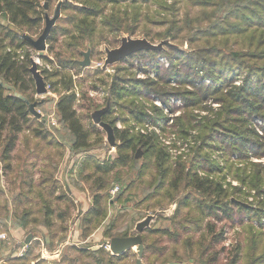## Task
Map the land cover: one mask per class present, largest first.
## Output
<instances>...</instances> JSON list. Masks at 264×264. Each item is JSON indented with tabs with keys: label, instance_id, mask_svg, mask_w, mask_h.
I'll return each instance as SVG.
<instances>
[{
	"label": "trees",
	"instance_id": "1",
	"mask_svg": "<svg viewBox=\"0 0 264 264\" xmlns=\"http://www.w3.org/2000/svg\"><path fill=\"white\" fill-rule=\"evenodd\" d=\"M41 2L0 0V179L4 176L10 187L5 192L0 185V235L13 230L39 233L47 237L45 247L52 252V245L66 241L73 213L80 207L70 183L92 193L91 207L78 212L82 243L104 226L114 204L127 206L138 198L137 205L155 210L176 202L168 228L148 229L141 235L146 263L214 264L222 252L216 247L225 228L240 225L245 240L234 245L229 264H264V199L260 196L264 195V135L258 132L264 134V0H69L61 5V17L46 42L48 56L43 57L54 65L52 55L57 67L41 70L58 98L39 103L29 70L31 47L22 36L41 33L45 15L57 0H47V10ZM122 34L154 44L169 39L180 48L186 43L188 50L165 47L160 52H140L118 62L124 65L114 66L109 82L100 78L103 70L86 73L92 88L101 84L109 93V109L101 122L113 129L115 154L101 162L95 153L109 146L103 144V132L91 116L100 106L85 93L79 96L73 77L82 69L77 63L81 51L90 49L91 59L102 57L101 45L116 47ZM19 51L26 54L23 60ZM137 56L142 61L165 56L169 66L153 62L155 78L138 79L132 70ZM48 101H54L52 111ZM209 101L219 108L204 106ZM32 103L37 104L40 118L29 112ZM177 111L182 114L175 116ZM196 111L208 114L200 116ZM51 113L55 126L48 121ZM116 116L121 118L122 130L115 126ZM129 121L163 133L172 131L179 138L196 132L192 155L186 161L174 159L158 133H134ZM19 143L24 149L18 150ZM138 149L143 152L140 165L134 161ZM71 161L68 173L75 171L77 178L66 182L57 174L63 163ZM227 176L238 186L226 184ZM112 183L126 185L114 199L110 198ZM251 190L254 198L262 197L254 206L247 201ZM116 219L103 231L104 240L127 237V231L113 233ZM5 241L0 238V258ZM162 243L167 245L160 247ZM41 247L33 236L19 257L10 255L13 249L5 262L49 264L43 259L34 263L41 257ZM92 247L89 243L66 249L79 253L78 257L65 253L59 264H135L132 250L114 256L104 245Z\"/></svg>",
	"mask_w": 264,
	"mask_h": 264
},
{
	"label": "rangeland",
	"instance_id": "2",
	"mask_svg": "<svg viewBox=\"0 0 264 264\" xmlns=\"http://www.w3.org/2000/svg\"><path fill=\"white\" fill-rule=\"evenodd\" d=\"M58 1L59 0H57V2ZM57 2L56 3L54 2V3L51 4V9H50V12H49L48 15L51 16L53 14ZM44 3H45V0H42L41 6H44ZM74 4L79 6L78 3H74ZM62 18H64V15H62ZM1 23L5 24V22L2 21V20H1ZM40 34L35 35L32 38L36 39ZM124 36H128V35L122 34V35H120L119 39L124 37ZM133 38H142V37H133ZM104 48L113 49V48H116V47H110V46L108 47V46H105V45H101V47L98 49V51L101 54H103V56L99 57V55H97L95 58L92 57L91 66L93 68L89 69V68H82L81 67L82 69H81L79 75H77L78 77L75 78V83H76V86H77V88H75V90H77V93L79 94V96H80L81 93H85L86 97L90 98L95 105L100 106V108L98 110L92 111V115L95 112L100 111V110H102V109H104L106 107H107V110L109 109V101H108L109 93L106 90L105 86H103L101 84H96L95 87H93L95 89H93L92 85H94V83L92 82V79H85V75H86L87 72H89L90 74H93L96 70H103L98 65L103 64V62H104V59H105ZM181 48L184 51L188 50V46H187L186 43L183 46H181ZM84 51H86V50H84ZM44 56H48L47 55V50H46ZM50 59L52 61H54V65L52 64L53 66L51 64H49V66H50V68L52 70L54 67H57V66H56L55 58L52 55H51ZM80 60H82V58ZM136 60H139V64L135 63ZM161 60H164V61L161 62ZM43 62L47 63L45 61H43ZM43 62L41 61L42 66H38L39 70H43L42 68L45 65ZM153 62L154 63L158 62V63H160V65H162L165 68H167L169 66V61L167 60V58L165 56H158L157 58H155L153 60L145 59L143 61L140 60L139 57L137 56L133 60L134 68L132 69L133 72H134L135 77L138 74H141V75L143 74V78L145 80L147 78H150V79L155 78L156 71H155V67H154V63ZM166 64H167V66H166ZM116 65H124V64L116 63V64L108 67L107 69L103 70L104 71L103 75H101L100 78H102V79L104 78L105 81L109 82L111 80L110 77L115 74L114 66H116ZM139 70H141V72ZM72 73H74V71ZM105 76H108V77H105ZM45 84H46V82H45ZM172 85L175 86V83L172 82ZM34 97L39 103L43 102L44 100H49L51 98L55 101L58 98V96L54 92H51V94L45 95L43 98L42 97L40 98V97H37V96H34ZM54 101H48L47 102V106H48L49 110H51V111L53 109ZM154 104H156L158 106H162L160 103H157L156 100H154ZM174 105H176V104H174ZM204 106L212 108L214 111H216L219 108L220 105L216 104V103H211L209 101V102L205 103ZM167 109H168V107H167ZM36 111L39 112L37 108H36ZM164 111L166 112L167 110L164 109ZM196 113H198L200 116H205V115L208 114L207 111H196ZM181 114H182V111L181 112L177 111L174 115L175 116H180ZM129 125L134 129V131H133L134 133L136 132V133L145 135V134H148L149 132H151V130H154L156 133H158L159 134L158 136L160 137V138L158 137L159 140L161 141V143L163 142L162 146L166 149V151L174 159H177L179 157H182L181 159L183 161H186V159H189L190 156L192 155V153L190 151V148H192L195 145L194 144L195 141L197 142V140L195 138L197 134L194 131H191L190 135H188L185 138H179L172 131H168L167 133H163L161 130L159 132L158 129H155V128H152V127L146 128V127L137 126V125H135L134 122H131V121H129ZM96 126L99 127L98 125H96ZM115 126L118 129H120V130H122L124 128V125H123V123L121 121V118L118 117V116L115 117ZM100 129L103 132V140H104L103 144L109 146L108 143H107V140H106V133L104 132V130L102 128H100ZM260 133L262 134V136L264 135L263 131H261V130H260ZM18 148H19L18 150H22V149H24V146L21 143H19ZM114 154H115V148L111 147V146H109V149H107L105 147V148H103L101 150H97L96 153H95V155L97 157H99L97 159L100 160L101 162L103 161L105 156H106V158L111 160ZM134 156H135V159H136L134 161L138 165H140L142 163V158H143L142 150L138 149L136 151V153L134 154ZM258 161L260 162V160H258ZM261 161H262V163H264V159H262ZM221 164H222V162H221ZM241 166H242L241 163L238 164V167H241ZM71 167H72V164H71ZM62 171L67 173L69 170L68 169H64V167H63ZM75 175L76 174L72 173L70 178L76 179L77 177H75ZM64 177H65L64 180L66 182H69V177L66 176V175H64ZM1 180H3V183H4L3 184L4 190H5V192H7L8 188L10 189V187H9L8 183L6 182V179L4 178V176H2ZM127 180H130V178H128ZM225 182H226V184L229 183L233 187L238 186V182L233 180L230 176L226 177ZM68 185H69V188H70L71 192H72V190H74V192H76L78 194V196L81 199H83L87 204L90 201V207H91V199H92L91 196H92V193L90 194V191L86 190L84 185H80L81 188L83 187V189H85L83 191L80 190V188L77 189V188L73 187L72 185H70V183H68ZM115 186H119L120 190L124 189L126 187V185L125 186H121L120 184L112 183V188L110 189V194H111L112 189ZM143 188H145V187H142L138 191V193L141 194V191L143 190ZM255 194H256L255 191L251 190L250 191V195L247 196V201L248 202H253L252 203L253 206L256 205V201L258 199H262V197L264 199V195L263 194H260V196H262V197L258 196L257 198H254ZM6 196H8V195H6ZM72 197H73V199L75 201V196L72 195ZM110 198L114 199L115 195L114 196L111 195ZM138 200H139L138 198H135V199L132 198L127 206H122L120 204H114V207H111V208L109 207L108 217L106 219V222H105L104 226L101 229H99L98 232L95 233L91 237V239H89L87 241H84L83 243L81 242L82 241L81 238L74 237L75 231H79L80 230L79 224H80V218H81L82 214H80L78 212L81 211L83 213V210H84L83 207H78V210H76L73 213V218H71V221L69 220L70 223H69V229H68V234H67L66 241L64 243L58 245V246H56L57 244L56 245H52L51 248H52L53 251L50 252L49 250H47L48 251V255L45 257V259H43L42 257H39L37 260L34 261V263L39 261L40 259L41 260L43 259V260L48 261L47 263H49V264H59V262L61 261V259L65 255V253H67L68 255H70L71 257H74V258L78 257L79 253H77V252L76 253L75 252H73V253L67 252L66 249H68V248H70L72 246L77 247V248H82L84 246H87V244H89V243H93V247L92 248L94 249V248L100 247L105 242H109L111 239L110 240L109 239H107V240L105 239L104 240L102 238V233L106 229V226H108V224L111 222V220L114 219L116 216H118L119 219L115 220V222H116L115 226L116 227L114 228L113 233L114 234L115 233H123V232L127 231V237L135 236L137 234L136 231H135L136 225L141 223V222H143V221H145L148 217L156 216L154 219H152V221H150L149 228H146V230L152 229V228L153 229H164V228H168L170 226V221L168 219L174 215V212H175V209H176V202H173L172 204H170L168 206L164 205V206L159 207V208H157L155 210H152L150 208L146 209V207L144 205H137V204H139ZM75 203H76V201H75ZM171 208H173L174 210H171ZM120 216H122V217L120 218ZM244 222L247 223V220H244ZM224 223L225 222L222 221V222H219L217 224H218V226H221ZM252 224L254 226H257V223H256L255 220L252 221ZM143 233L141 235H143ZM29 235L32 236L30 241H32L33 236H37V239H39L41 241V244H42V247H41V250H40V255H41V251H42L43 247L46 246V242L45 241H46L47 237L43 238V237L40 236L39 233H25V232H22V231H18L17 232L16 230L15 231L13 230V231L10 232V234L3 233V234L0 235V238H3V239L6 240L5 241L6 242L5 243L6 248H5L4 252L1 255L0 264H6L5 260L9 256V253H10L9 251L14 249L13 254H10V255H14L17 251H19V250H21L23 248H25V250H26L27 249V244L25 243V241H26V239L28 238ZM43 240H45V241H43ZM244 240H245V233L241 229L240 225H234L233 227H226L225 228V232L223 233V239H222L221 243L219 245H217V247H216L217 251L222 250V252H221V254L219 255L217 261L214 264H229V259L231 257L232 252H233L234 245L237 242L238 243H243ZM166 245L167 244L162 243V244H160V247H163V246L165 247ZM16 246H19V247L16 248ZM58 250H59V253L57 255L51 257V255L53 253H55L56 251H58ZM131 250L135 254L134 263L136 264V261L138 259V256H137V253H136V247H134ZM107 251H109V247H108ZM141 261H142V264H148V263H146V261L142 257H141ZM77 263L80 264L81 262L78 261ZM194 263L195 262L193 260H190L186 264H194ZM169 264H185V263H169ZM239 264H246V262H240Z\"/></svg>",
	"mask_w": 264,
	"mask_h": 264
},
{
	"label": "water",
	"instance_id": "3",
	"mask_svg": "<svg viewBox=\"0 0 264 264\" xmlns=\"http://www.w3.org/2000/svg\"><path fill=\"white\" fill-rule=\"evenodd\" d=\"M68 1L69 0H59L56 5L53 16L50 17L48 14L45 15L44 28L41 34L36 39H33L27 35L22 36V38L26 42H28L30 47H32V49L38 53V57H44V54L47 50L46 42L49 37L50 31L52 27L55 25V23L57 22V20L61 17V14H60L61 5ZM43 7L45 10H47V7H48L47 1H45ZM165 47H172L179 51L183 50L182 48L172 44L169 39H166L159 43L154 44L148 41L146 38H133L131 36H124L120 39V44L118 47L113 48V49H109V48L104 49L105 59H104L102 69L105 70L108 67L118 63L119 61L125 60L140 52H154V51L160 52L164 50ZM78 65L82 68L90 67L91 61H90L89 51L83 53V61L79 62ZM29 70L32 75V79L34 81L35 95L37 97H42V96L47 95L48 91L46 89L44 77L41 73V70H39L37 64L33 60L30 61ZM8 89L14 91L12 87H9ZM14 95L18 97L19 99L24 100V98H22L20 94L14 93ZM25 102L28 104L27 101ZM28 108H29V112L34 117L40 118V113L36 111L35 103L29 104ZM106 111H107V107L100 111L95 112L92 115V120L94 124L98 125L106 133V140H107L108 145L111 147H114L115 146V136H114L112 127L109 126L108 124L101 122V116ZM171 210H174V209L171 208ZM155 217L156 216L148 217L145 221L137 224L135 228V231L137 234L135 236L124 237V238H112L109 242L103 243V245L108 246L109 251L111 252V255H114V256L122 255L126 251L131 250L134 247H136V253L138 256L136 264H142L141 257H142L144 246L142 243L141 234L146 230V228H149L150 221H152V219H154ZM31 238L32 236L29 235L25 243L26 244L30 243Z\"/></svg>",
	"mask_w": 264,
	"mask_h": 264
},
{
	"label": "built area",
	"instance_id": "4",
	"mask_svg": "<svg viewBox=\"0 0 264 264\" xmlns=\"http://www.w3.org/2000/svg\"><path fill=\"white\" fill-rule=\"evenodd\" d=\"M28 52H29V59H30V61L31 60H33L36 64H37V66H42V64H41V61L43 62V57H38V53L36 52V51H34L32 48L31 49H28ZM19 54V60H23L24 58H25V53L24 52H22V51H19L18 52ZM162 61H164V60H161V62ZM44 63V62H43ZM92 63V62H91ZM104 63V62H103ZM135 63L136 64H139V60H136L135 61ZM45 65H44V67L42 68L43 70H46V71H48V72H50L51 71V68H50V66H49V64L48 63H44ZM99 67H101V69H102V67H103V64H100V65H98ZM166 66H167V64H166ZM87 68H93L91 65H90V67H87ZM140 72H141V70H139ZM76 77H78V76H74L73 77V79L75 80V78ZM136 78H138V79H144L143 78V74L141 75V74H138L137 76H136ZM46 89H47V91H48V94H51V92H50V87L48 86V85H46ZM47 94V95H48ZM156 102L157 103H159V101L158 100H156ZM170 102L171 103H173V104H176L177 106H179V105H181V102L179 101V100H174V99H170ZM160 105V104H159ZM165 107V106H164ZM165 110H167L166 112H168V109L165 107L164 108ZM48 121H49V123H50V125L51 126H55L56 125V119H55V117H54V115H53V113H51L50 115H49V117H48ZM261 122L260 121H258V124H260ZM257 130L259 129V128H256ZM259 133H260V131H258ZM1 178H2V175H1ZM3 180H1L0 179V185L2 186V188H3ZM120 191V187L119 186H115L113 189H112V191H111V195L112 196H114L117 192H119ZM107 249H108V246H105ZM25 251V248H23V249H21V250H19V251H17L15 254H14V256L15 257H19L20 255H21V253L22 252H24ZM59 253V250L58 251H56L55 253H53L52 255H51V257H53V256H55V255H57ZM48 255V251H47V249L45 248V247H43V249H42V251H41V257L43 258V259H45V257Z\"/></svg>",
	"mask_w": 264,
	"mask_h": 264
},
{
	"label": "crops",
	"instance_id": "5",
	"mask_svg": "<svg viewBox=\"0 0 264 264\" xmlns=\"http://www.w3.org/2000/svg\"><path fill=\"white\" fill-rule=\"evenodd\" d=\"M36 96V95H35ZM44 96H42V98H43ZM41 98V97H40ZM71 164H72V161L71 162H68V163H63L62 165H61V167H60V169H59V172H58V174H57V177L58 178H60V179H62V177L64 176V175H68V177H70L71 175H72V173H74L75 174V171H73V172H71V173H66V172H64V171H62V169H63V167H64V169H70L71 168ZM73 165V164H72ZM72 195H74L75 196V201H76V203L77 204H79L80 205V207H83L84 208V210H83V213L84 212H86L89 208H90V201H89V203L87 204L83 199H81L79 196H78V194L76 193V192H74V190H72ZM82 213V214H83ZM80 234H81V232H80V230L79 231H75V233H74V237H80ZM14 237V236H13ZM43 241H45V240H43Z\"/></svg>",
	"mask_w": 264,
	"mask_h": 264
},
{
	"label": "flooded vegetation",
	"instance_id": "6",
	"mask_svg": "<svg viewBox=\"0 0 264 264\" xmlns=\"http://www.w3.org/2000/svg\"><path fill=\"white\" fill-rule=\"evenodd\" d=\"M47 1V0H46ZM57 5V4H56ZM55 8H56V6H55ZM55 11V10H54ZM53 14H54V12H53ZM53 14L50 16V17H52L53 16ZM61 14V13H60ZM121 39V38H120ZM120 39H119V43H118V45L117 46H119V44H120ZM46 46H47V49H48V45L46 44ZM116 46V47H117ZM32 48V47H31ZM105 49V48H104ZM87 51H89L90 52V61H91V51H90V49H87L86 51H81L80 53H81V58H82V60H77V63L79 64V62H81V61H83V53H85V52H87ZM45 55V54H44ZM104 55H105V53H104ZM130 58V57H129ZM128 59V58H127ZM126 60V59H125ZM122 61V60H121ZM120 62V61H119ZM73 75H75V74H73Z\"/></svg>",
	"mask_w": 264,
	"mask_h": 264
}]
</instances>
